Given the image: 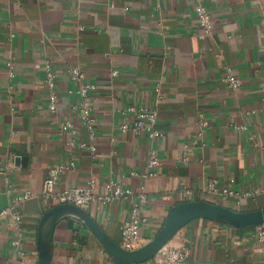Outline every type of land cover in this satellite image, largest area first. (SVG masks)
<instances>
[{
    "label": "crops",
    "instance_id": "obj_1",
    "mask_svg": "<svg viewBox=\"0 0 264 264\" xmlns=\"http://www.w3.org/2000/svg\"><path fill=\"white\" fill-rule=\"evenodd\" d=\"M197 5L212 14L204 40ZM47 61L56 73L54 113ZM76 67L98 85L91 98L95 138L73 109L81 103L69 73ZM228 73L242 80L239 88L228 85ZM263 85L264 0H0V214L9 211L0 215V264H15L21 251L26 264H38L42 233L51 264H115L79 217L41 226L57 206L44 200V182L60 164L69 168L58 190L91 178L100 186L115 180L145 187L148 222L139 248L184 202L263 210ZM131 106L156 110L164 136L123 134L120 125L134 119ZM65 121L71 128L63 132ZM152 154L161 166L145 179ZM213 180L215 194L208 192ZM130 209V201L115 200L84 210L121 245ZM14 213L22 223L13 222ZM260 226L197 218L165 247L188 252L185 264H264ZM161 251L139 264H162Z\"/></svg>",
    "mask_w": 264,
    "mask_h": 264
},
{
    "label": "built area",
    "instance_id": "obj_2",
    "mask_svg": "<svg viewBox=\"0 0 264 264\" xmlns=\"http://www.w3.org/2000/svg\"><path fill=\"white\" fill-rule=\"evenodd\" d=\"M196 14L201 26V33L199 38L204 40L211 36L213 30L212 14L207 7L203 5L196 6ZM11 65V64H10ZM45 69L47 71V87L49 89L48 95V110L52 113L58 109L59 96L56 87V73L53 63L46 62ZM71 79L78 83L77 94L81 97V103L73 109L78 110L83 125L91 133V137L95 138V124L96 118L94 114V107L91 102V98L94 92L97 91L98 85L95 82L89 81L87 76L79 68L69 69ZM120 71L114 70L113 76H119ZM228 85L237 89L242 85V80L232 73H228L226 77ZM263 101H264V85L262 87ZM128 112L134 115L132 122H124L120 125V131L123 134L131 133L135 136L147 135L153 139L164 136V132L158 128L159 119L158 113L154 109L146 107L131 106L128 108ZM201 125H205V122H200ZM71 128L70 121H65L61 124L63 132ZM244 129H246L244 127ZM75 146L74 142L71 143ZM72 166L74 164L72 163ZM161 166V160L155 154H152L148 159V173L143 177L145 179L156 175L155 169ZM69 167L64 164L56 165L50 168L49 175L45 179L42 195L46 202H50L61 205L70 204L86 209L95 202L107 205L115 200H128L131 202V209L129 218L125 221L122 229V241L121 245L127 250H135L141 245V232L145 225H147L148 219L145 216V209L149 203V197L144 186L140 190H134L132 188H125L121 183L115 180H109L99 185L98 181L94 178L89 179L84 185L58 190L57 185L61 179V176L68 170ZM136 175V173H132ZM209 193L219 192L218 180H213L208 187ZM224 193L230 195L234 194L233 191L223 190ZM31 195L27 194L23 198H30ZM9 214V211H3L0 215L4 216ZM14 223H22V218L18 213L12 214ZM257 238L264 241V226H260L257 234ZM161 263L162 264H185L189 257L188 252L183 248L169 246L163 248L161 251ZM21 259L15 264H26L23 260L24 252H19Z\"/></svg>",
    "mask_w": 264,
    "mask_h": 264
},
{
    "label": "water",
    "instance_id": "obj_3",
    "mask_svg": "<svg viewBox=\"0 0 264 264\" xmlns=\"http://www.w3.org/2000/svg\"><path fill=\"white\" fill-rule=\"evenodd\" d=\"M65 214L75 215L85 222L115 264H139L154 257L174 238V236L189 222L197 218H206L229 223L236 227H254L264 224V209L254 212H238L209 201H189L173 208L167 216L159 233L146 245L135 250H127L113 241L102 227L82 208L70 204H61L51 209L44 217L43 224L53 219V226L58 218ZM51 250L45 241L43 233L40 237L39 263L51 264Z\"/></svg>",
    "mask_w": 264,
    "mask_h": 264
}]
</instances>
